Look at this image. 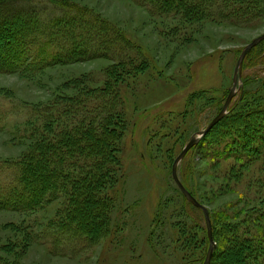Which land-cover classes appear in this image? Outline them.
<instances>
[{
    "label": "rangeland",
    "instance_id": "374dc122",
    "mask_svg": "<svg viewBox=\"0 0 264 264\" xmlns=\"http://www.w3.org/2000/svg\"><path fill=\"white\" fill-rule=\"evenodd\" d=\"M64 1L107 23L106 39L95 29L89 34L88 49L95 50L91 55L42 70L0 74V188L12 186L14 171L5 162L28 150V128L38 124L44 112L54 114L55 140L65 133L76 138L81 115L102 119L113 110L120 113L124 129L116 143L118 180L102 195L108 201L103 212L107 227L91 240L59 239L55 222L58 210L67 205L63 193L36 212L0 211V259L4 264H199L202 252L183 251L177 239L180 226L195 225L200 213L184 214L171 169L183 147L223 107L244 48L264 34V0L247 8L222 0H175L168 9L146 0ZM189 8L197 19L187 16ZM114 74L118 79L111 77ZM82 77L89 80L90 93L66 86ZM63 96L76 102L63 103ZM253 104L264 106V41L246 53L226 114L231 111L236 118ZM78 106H86L89 115ZM47 107L53 111H44ZM207 141L178 164L177 175L184 179L188 171V183L216 213L264 208V166L234 161L209 165L199 151ZM65 161L68 175L77 178L84 159L76 155ZM225 172L241 175L238 186L230 183L224 189ZM218 189L228 194L210 202L209 194ZM49 224L51 231L42 229ZM12 226L49 233L20 254L24 234ZM258 226L259 240H264L263 220L255 222L254 228ZM11 246L13 252L4 250Z\"/></svg>",
    "mask_w": 264,
    "mask_h": 264
},
{
    "label": "trees",
    "instance_id": "16d2710c",
    "mask_svg": "<svg viewBox=\"0 0 264 264\" xmlns=\"http://www.w3.org/2000/svg\"><path fill=\"white\" fill-rule=\"evenodd\" d=\"M146 1L158 8L168 9L175 0ZM222 1L231 6L241 3L240 7L247 8L249 4L260 3L262 0ZM186 14L192 20L197 19L194 9H187ZM104 27H107L105 32L102 31ZM95 29L100 39H106L107 23L91 17L85 9L68 5L64 0H0V74L42 70L67 63L76 56L83 58L91 55L95 50L88 49L92 45L89 34ZM115 34L120 36L117 32ZM111 77L118 79L116 74ZM66 86H71L72 91L81 88V91L90 93L86 77ZM59 100L66 104L76 102L72 97L65 96L59 97ZM78 107L89 115L86 106ZM44 111L53 110L47 107ZM44 113L38 124H32L28 128V139L31 141L28 150L21 157L5 162L10 169L13 168L14 176L12 186L0 188V211L19 214L36 212L49 205L57 194L63 193L67 195V205L58 210L55 222L59 239L61 236H77L91 240L97 235L96 232L107 227L103 212L108 201L102 195L118 180L120 161L116 143L124 129L119 121L120 113L110 110L102 119L81 115L83 121L76 129V134L73 133L76 138L65 133L55 140L51 136L54 114ZM244 113L232 119L233 113L230 111L190 151L201 147L204 139L207 141L212 136L207 141V146L204 143L202 150L199 149L209 165H215L219 161H234L240 165L259 162L264 166V120L260 118H264V106L253 104L252 109ZM219 125L221 126L216 128ZM218 129L219 135L216 134ZM76 155L84 159V162L79 168L80 175L72 178L67 173L65 158ZM187 175L191 177L188 171ZM188 177L184 176L183 179L178 172L181 184L208 210L211 221L214 248L209 264H264V240H259L262 228H254L257 220L264 222V208L252 212V208L242 207L234 208V212L226 210L216 213L197 196L188 183ZM222 178L226 182L221 186L227 189L230 183L238 186L241 175L238 172H225ZM221 194H228L227 190L222 192L218 189V192L210 193L209 201L212 202ZM182 200L184 214L189 213L188 210L199 211L200 218L194 221L195 225L180 226L182 229L177 240L183 251L202 252L199 263L202 264L208 249L203 214L184 197ZM50 226L51 224L42 229L51 231ZM15 229L24 234L18 246L20 254L35 240L49 233L41 230L32 234L27 227L21 226ZM15 229L12 226V230ZM4 250L11 253L13 246ZM0 264H4L1 259Z\"/></svg>",
    "mask_w": 264,
    "mask_h": 264
},
{
    "label": "water",
    "instance_id": "95a60500",
    "mask_svg": "<svg viewBox=\"0 0 264 264\" xmlns=\"http://www.w3.org/2000/svg\"><path fill=\"white\" fill-rule=\"evenodd\" d=\"M261 41H264V34L260 36L259 38L253 40L247 47L244 48L241 55L238 58V61L236 63V67L234 70L233 75V84L232 87L227 95L226 100L224 101L223 107L218 112V114L209 122V124L197 135H195L193 138L189 140V142L183 147L182 151L178 154V156L175 158L172 169H171V176L175 183V185L178 187L179 191L181 192L182 196L185 198V200L190 203L193 207L200 210L203 214L206 233H207V239H208V249L204 258V261L202 264H209L214 248V242L212 239V230H211V221L209 218V213L207 209L200 205L195 198H193L190 193L184 188V186L181 184L178 175H177V166L178 164L185 158V156L188 154V152L195 147L199 143V139L203 138L221 119L226 115L227 109L229 104L232 102L233 96L235 94L236 84L238 82V78H240L241 68L243 64L244 57L246 53L249 52L250 49L255 47L258 43Z\"/></svg>",
    "mask_w": 264,
    "mask_h": 264
},
{
    "label": "bare ground",
    "instance_id": "6f19581e",
    "mask_svg": "<svg viewBox=\"0 0 264 264\" xmlns=\"http://www.w3.org/2000/svg\"><path fill=\"white\" fill-rule=\"evenodd\" d=\"M202 138H200L199 140H201Z\"/></svg>",
    "mask_w": 264,
    "mask_h": 264
}]
</instances>
